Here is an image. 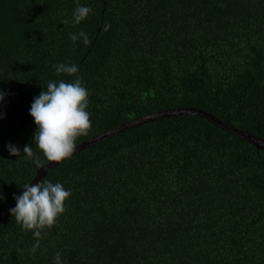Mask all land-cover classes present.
<instances>
[{
    "label": "trees",
    "instance_id": "1",
    "mask_svg": "<svg viewBox=\"0 0 264 264\" xmlns=\"http://www.w3.org/2000/svg\"><path fill=\"white\" fill-rule=\"evenodd\" d=\"M78 4L91 12L73 24ZM81 30L87 44L70 38ZM60 63L79 71L57 74ZM77 76L92 126L76 145L179 107L264 139V0H0V213L49 162L34 147L33 98ZM43 180L71 191L65 212L35 253L10 213L0 264H54L57 253L62 264H264V149L201 116L130 127Z\"/></svg>",
    "mask_w": 264,
    "mask_h": 264
},
{
    "label": "clouds",
    "instance_id": "2",
    "mask_svg": "<svg viewBox=\"0 0 264 264\" xmlns=\"http://www.w3.org/2000/svg\"><path fill=\"white\" fill-rule=\"evenodd\" d=\"M90 12L89 6L78 4L73 11L72 23H81ZM70 38L74 43L80 38L85 44L89 41L83 30L70 33ZM53 68L57 74L69 76L79 71L76 64L60 63L53 65ZM4 99L5 93L0 91V103ZM88 104V89L78 76L73 81H49L46 90L43 87L40 94L33 98L29 112L38 126L33 137L34 147L42 151L46 160L59 162L74 153L78 137L87 135L92 126ZM34 147L25 145L21 154L19 146L11 142L6 145L10 154L18 157L23 155L25 158H33ZM36 163H40L38 158ZM22 189L21 193L14 194L16 205L10 209V213L24 230L32 231L35 239L32 252L35 253L43 230L50 229L65 212L66 200L71 196V191L62 183L50 180L26 183ZM0 198H3L2 194ZM53 261L54 264H62L60 253L55 255Z\"/></svg>",
    "mask_w": 264,
    "mask_h": 264
},
{
    "label": "water",
    "instance_id": "3",
    "mask_svg": "<svg viewBox=\"0 0 264 264\" xmlns=\"http://www.w3.org/2000/svg\"><path fill=\"white\" fill-rule=\"evenodd\" d=\"M177 114H191V115H198L203 118H206L210 122L218 125L219 127L223 128L224 130L244 139L247 140L248 142L254 144L257 148L264 149V139L259 138L247 131L241 130L233 125H230L228 123H225L224 121L220 120L216 116H214L212 113H209L207 111L198 109V108H193V107H179V108H169L161 111L154 112L152 114H147L142 117H138L135 119H132L128 121L125 124H122L120 126L114 127L111 130L101 133L93 138H90L78 145H76V149L73 154L82 151L85 148H88L89 146L107 138L110 137L118 132L124 131L130 127L157 119L161 117H167V116H172V115H177ZM72 154V155H73ZM71 155V156H72ZM68 158V157H67ZM65 158V159H67ZM63 159L62 161H64ZM55 162V161H49L45 165L41 166L40 168L37 169V174L33 178V180L30 183H37L43 179V177L46 175L48 170L50 168L55 167L58 165L60 162ZM16 205V200L14 199L1 213H0V221H2L5 217H7L10 214V209L15 207Z\"/></svg>",
    "mask_w": 264,
    "mask_h": 264
}]
</instances>
